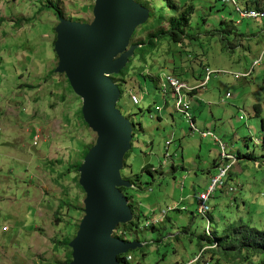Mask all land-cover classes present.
<instances>
[{
    "label": "rangeland",
    "instance_id": "1",
    "mask_svg": "<svg viewBox=\"0 0 264 264\" xmlns=\"http://www.w3.org/2000/svg\"><path fill=\"white\" fill-rule=\"evenodd\" d=\"M95 1L0 0V182L4 180L0 183V264H68L67 249L84 217L86 196L79 169L97 135L83 120L82 98L67 76L56 72L60 59L54 45L60 17L40 8L54 4L63 18L90 24ZM188 2L196 8L192 24L201 22L194 31L201 38L186 42L189 60L187 54L183 56L191 64L180 79L192 85L188 71L194 69L196 76L204 72L199 62L211 71L249 72L253 59L264 51V17L243 20L230 2ZM236 4L246 10L242 0ZM34 16L32 23L26 22ZM216 31L229 34L232 52L223 53L210 35ZM169 51L165 47L153 55L145 75L138 74V62L131 65L132 77L120 106L136 135L121 175L134 186L133 221L141 217H137L138 230L119 235L118 229L117 235L124 242L143 245L128 253V264L192 261L201 246L198 238L208 232L198 213V197L210 182L205 172L218 158L219 149L213 139L192 133L187 119L175 110L176 98L166 76L173 74L167 66H172L176 54L167 56ZM147 76L157 77L156 82ZM217 76L211 77L205 89L196 84L198 94L194 95L198 96L190 102L195 126L212 133L231 153L259 155L261 148L254 151L252 147L261 145L264 138V61L253 67L247 80ZM162 86L167 87V95ZM130 93L139 106L132 103ZM226 93L230 99H225ZM256 103L263 110L258 118L252 114ZM232 161L228 171L239 174L238 164ZM146 166L154 167L152 175L141 172ZM254 181V190L262 191L257 177ZM221 199L216 196L209 206H222ZM157 219L160 224L152 226ZM147 223L151 227L144 229Z\"/></svg>",
    "mask_w": 264,
    "mask_h": 264
},
{
    "label": "water",
    "instance_id": "2",
    "mask_svg": "<svg viewBox=\"0 0 264 264\" xmlns=\"http://www.w3.org/2000/svg\"><path fill=\"white\" fill-rule=\"evenodd\" d=\"M94 16L90 24L60 17L56 29V72L65 74L82 98L83 120L97 135L79 169L84 217L69 248L71 264H120L121 256L143 245L113 237L133 220L130 202L120 191L133 188L121 175L132 150L133 124L117 108L120 89L112 77L141 48L131 46V40L148 23L150 12L136 0H96Z\"/></svg>",
    "mask_w": 264,
    "mask_h": 264
},
{
    "label": "trees",
    "instance_id": "3",
    "mask_svg": "<svg viewBox=\"0 0 264 264\" xmlns=\"http://www.w3.org/2000/svg\"><path fill=\"white\" fill-rule=\"evenodd\" d=\"M136 2L150 12V19L147 24L138 29L139 34L137 31L131 40V46H141V48L136 50L135 55L130 60L127 68L119 75L112 77L113 82L120 89V98L117 104L119 111H122L120 106L125 96L124 89H128V80L132 77L131 69L135 66L136 62L140 64V66H138L140 67L138 74L145 75L148 67H151L149 66V59L159 51L164 50L165 47H169L170 51L167 53V56L176 54V57L174 56L175 61L173 58H171L173 61L172 66L170 65L171 67L167 65L166 66L172 70L170 71L173 73L171 74L172 77L180 79V76H184L185 70L190 68L186 66H190L191 64V61H188L190 51L188 50L189 45H186V42L201 38V35L194 32L196 31V28L201 25V22L197 23V25L194 23L192 24L193 18L196 14V8L194 5H188V0H136ZM242 2L247 11H258L260 13H264V0H242ZM40 10L52 11L55 12L59 17L63 16V13L54 4H45L40 8ZM36 18L37 17L34 16L31 19H26V22L32 23ZM203 21L205 23L206 20L203 18ZM206 35H213L212 38H214L215 42L220 43L223 53L232 52L231 50L233 48L231 41L227 39L229 36L227 32L218 34L216 31L213 34ZM173 45H176L175 49H173ZM239 48L241 47H235V49ZM191 53L195 52L192 51ZM184 54H187L188 60L183 56ZM261 55L264 57V51L259 54V56ZM176 58H178L177 61ZM255 59H253V61H255ZM131 65H133L132 68ZM199 65L204 68V71L207 69L212 73L209 76L208 82L213 75L215 77L217 76L215 74L216 72L225 71H211L208 66H204L203 62H199ZM156 69L158 68H152V71L155 72ZM252 69L253 68L250 66L249 74L246 78H244V80L250 78ZM193 70L191 69L188 72L191 71L193 80L196 81V83L201 84L203 82L202 75L204 72H201L196 76L193 73ZM225 76L227 75L221 77ZM147 77L149 78L150 76ZM205 77L206 76L204 73V78ZM156 78L151 77L149 79L155 80L156 82ZM207 84L205 85V88ZM160 89H162V87ZM170 92H172L171 89ZM197 93L198 89L185 93V96L187 97L188 94V97L192 99L191 97ZM132 94L133 93H130L131 101L132 97H134ZM167 94L168 91L165 95ZM228 94L230 99L231 94ZM261 111H263L262 108L258 103H256L254 105L252 114L255 118H258ZM240 118L242 121H244L243 116ZM263 123L264 120L261 121V124L264 127ZM135 137L136 135L133 132V143ZM220 142L223 143L222 141ZM223 144L226 145L225 143ZM217 147L219 149L218 158L213 160L210 169L205 172V176H211V182V180L214 178L212 176L218 175L219 171H223L227 168L225 177L222 179L220 185L209 198V201L214 199L216 196L218 198H222L221 201L223 200V205L217 206L216 204L213 207H210L208 201V210L206 214L204 216L200 215L206 221L208 232L207 235L203 232V234L198 238V241L201 243V246L199 247V253L201 251L202 253H200L201 255L198 253L197 257L195 258L198 260L194 264H264V138L262 139L261 145H253L252 147L254 151L256 148H261L259 155L248 152L247 154L241 155L237 150L231 153L229 151V147L226 145V154L229 159H222L220 157L221 150L218 145ZM91 148L92 147L86 149L84 157L91 150ZM129 156L130 152L127 153L124 158V168L127 167ZM230 159L238 164V167L241 171L239 174H233L232 172L228 171L230 167L228 165L232 161ZM153 168L154 167L152 166H146L141 172L152 175L154 171ZM256 177L258 183L263 185L262 191H259L260 188L258 191L254 190L256 184L254 180ZM122 178L126 181L123 175ZM209 184L206 185L205 189H207ZM180 185L181 190H183L184 180L180 183ZM131 190H134V186L130 189H120V191L127 197V200L132 204ZM224 199L226 201H224ZM130 208L132 209V205H130ZM163 216L165 217L164 214ZM137 217H141V215H137ZM137 217H135L137 221H132L127 225H121L118 227V229H120L119 235H125L138 230L140 226L139 218ZM184 232H186V229H183V233ZM115 238H118L117 233L115 234ZM178 238L179 237L176 239L178 240ZM189 239H191L192 242L193 237L190 236ZM67 250L69 251V261L67 263L70 264L72 261V251L70 249ZM128 257L129 254L121 256L119 258V263L128 264L130 262L128 261ZM189 261L177 262L176 264H188Z\"/></svg>",
    "mask_w": 264,
    "mask_h": 264
},
{
    "label": "built area",
    "instance_id": "4",
    "mask_svg": "<svg viewBox=\"0 0 264 264\" xmlns=\"http://www.w3.org/2000/svg\"><path fill=\"white\" fill-rule=\"evenodd\" d=\"M221 2H230L232 3L235 8L237 13L240 14L241 19L245 20V19H259V18H263L264 17V13H260L258 11H242L241 9H239V7L236 4V0H218ZM264 61V57L258 56L256 58L255 61L252 62L251 67H257L258 64ZM205 81H208L209 76L212 74L209 70H205ZM216 75L219 76H224V75H229L233 80L235 81H239L241 79H244L248 76L249 72H246L245 74L242 73H228L226 71H219L215 73ZM166 82L168 83L169 88L171 89L172 93H173V97L176 98V103H175V110L180 113L181 115H183L186 119L187 122L189 123L190 126V131L192 133H196V134H200V136L202 138H211L213 139L214 143L217 144L221 150V155L220 157L222 159H229V157L226 154V147L225 149L223 148L224 144L221 143L217 138H215V136L210 133V132H200L197 127L195 126V120L192 114H190V111L192 110L191 108V104L190 101L188 100V98L183 94V92L187 93V92H192L194 91L193 89H190L185 83L181 82L179 79L174 78L172 76H166ZM205 86V85H204ZM201 85V87H204ZM162 89L164 90V93H167V89L166 86H162ZM229 98V94H225V99ZM132 102L134 103V105L139 106L140 102L138 101L137 98L132 97ZM240 120H242L241 118H239ZM168 145V144H167ZM226 154V155H225ZM232 160V159H230ZM227 169V168H226ZM226 169L223 171H219V174L217 175L216 178H213L209 184V186L207 187V189H205L204 193L199 194L198 197V213L201 216H204L208 210V201L209 198L212 196V194L214 193V191L216 190V188L220 185L221 181H219V179H223L226 175ZM232 191V190H229ZM181 204V203H180ZM187 208H182V211H185ZM170 211V209L168 210ZM160 224V220H155L153 222L152 226H156ZM188 264H193V261L189 262Z\"/></svg>",
    "mask_w": 264,
    "mask_h": 264
},
{
    "label": "crops",
    "instance_id": "5",
    "mask_svg": "<svg viewBox=\"0 0 264 264\" xmlns=\"http://www.w3.org/2000/svg\"><path fill=\"white\" fill-rule=\"evenodd\" d=\"M189 74H191V71L189 72ZM191 80H192V81H191V84H192V85H190L189 83H188L189 85L186 84L187 82H186L185 84H186L190 89H193V90H194V89H198V88H197L198 85H196V84H197L196 81H194L193 78H192ZM181 81H182V80H181ZM183 82H184V81H183ZM194 83H195V85H194ZM197 94H198V93H197ZM196 96H198V95H193V96L191 97L192 99H190V98L188 97V94H187V98H188V100H189L191 103L193 102V99H194V100L196 99ZM193 117H195V116H193ZM208 132H209V131H208ZM165 162H167V161H165ZM0 171H2V167H0ZM206 177H211V176L206 175ZM212 177H214V176H212ZM5 178H6V177H5ZM5 180H6V179H5ZM1 182H4V180H1ZM1 182H0V183H1ZM0 185H1V184H0ZM201 193H203V192H201ZM201 193H200V194H201ZM2 200H3V199H2Z\"/></svg>",
    "mask_w": 264,
    "mask_h": 264
},
{
    "label": "bare ground",
    "instance_id": "6",
    "mask_svg": "<svg viewBox=\"0 0 264 264\" xmlns=\"http://www.w3.org/2000/svg\"><path fill=\"white\" fill-rule=\"evenodd\" d=\"M168 76H172V75H168ZM206 79L204 78V81L201 83V85L202 86H204V85H206L207 84V81H205ZM183 83H185V82H183ZM187 84V83H186ZM217 177V175L216 176H214V178H216ZM219 181H221L222 182V179H219ZM133 221V220H132ZM151 226H150V224L149 223H147L146 225H145V227H144V229H149ZM117 233V232H116ZM115 232H114V234H113V237L115 238V234H116ZM195 260V259H194ZM194 260H192L193 261V264H194ZM191 262V261H190Z\"/></svg>",
    "mask_w": 264,
    "mask_h": 264
},
{
    "label": "clouds",
    "instance_id": "7",
    "mask_svg": "<svg viewBox=\"0 0 264 264\" xmlns=\"http://www.w3.org/2000/svg\"><path fill=\"white\" fill-rule=\"evenodd\" d=\"M179 80H181V79H179ZM207 83H208V81H207ZM201 88H203V89H204V88H205V86H204V87H201ZM195 90H196V89H195ZM228 99H229V98H228ZM239 120H240V119H239ZM241 121H242V120H241ZM132 186H133V185H132Z\"/></svg>",
    "mask_w": 264,
    "mask_h": 264
}]
</instances>
